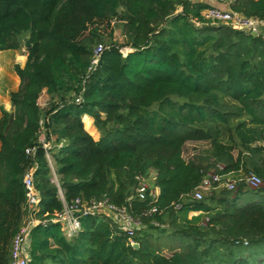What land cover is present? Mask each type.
<instances>
[{
	"label": "trees",
	"instance_id": "16d2710c",
	"mask_svg": "<svg viewBox=\"0 0 264 264\" xmlns=\"http://www.w3.org/2000/svg\"><path fill=\"white\" fill-rule=\"evenodd\" d=\"M212 6L0 0V51L31 41L25 66H15L21 83L11 92L14 112L0 117V264H9L23 223L30 167L40 218L55 217L77 197L118 206L131 200L140 215L148 203L137 199L139 177L154 175L160 189L154 219L164 226L145 218L135 248L104 214L83 216L73 238L60 222L40 224L31 231L29 264H264V184L192 198L213 170L254 171L264 182V35L212 23L203 14ZM231 7L264 20V0H233ZM116 25L123 43L114 40ZM100 43V63L85 80ZM44 91L46 107L39 102ZM44 132L54 169L40 141ZM188 141L208 146L186 159Z\"/></svg>",
	"mask_w": 264,
	"mask_h": 264
},
{
	"label": "built area",
	"instance_id": "2783aa9c",
	"mask_svg": "<svg viewBox=\"0 0 264 264\" xmlns=\"http://www.w3.org/2000/svg\"><path fill=\"white\" fill-rule=\"evenodd\" d=\"M233 2V0H230ZM204 17L210 20L214 24L225 23L253 33L255 35H264V20L257 19L255 17L246 16L238 11L231 9H221L212 6L204 11ZM105 49L104 44H98L94 49V54L91 58L90 64L86 70L85 80L90 74L97 68L100 63L101 55ZM76 102H83V96L81 94L76 95ZM44 120H41V125L44 129ZM40 141L46 148V157L52 169L53 160L52 155L48 148L50 143H46L45 140ZM35 151L34 147L26 149L27 155H32ZM221 169L223 166H219ZM234 172L220 173L218 171H209L203 177L201 184L195 189L192 194V198L196 200H202L205 194L212 189L224 187L228 190H236L239 185L243 183L249 189H259L263 186L264 182L261 176L254 171L242 172L237 175H233ZM57 177H55L56 180ZM154 175L148 179L139 177V183L136 188L137 199L142 202L148 203V208L145 209L140 215H134L132 212V201H129V205L118 206L108 198L100 200H83L81 197H77L70 203L65 202L61 212H58L55 217L40 218L38 212L40 210L41 195L36 187L34 169L30 167L26 170L23 176V183L27 191V204L25 206V216L23 223L13 238L11 247V256L9 264H29L31 259V231L37 225H46L49 222H60L62 224V230L67 238H73L77 236L82 227V217L88 214L98 215L104 214L113 219L121 229L126 233L131 243L134 245L135 235L137 230L146 228L145 218H151V222L156 226L163 227L164 225L154 219V216L159 212L158 206L155 204L159 195V187L153 185ZM176 207H180L179 204ZM198 214V212H193ZM208 218H205L203 224L206 225Z\"/></svg>",
	"mask_w": 264,
	"mask_h": 264
},
{
	"label": "rangeland",
	"instance_id": "374dc122",
	"mask_svg": "<svg viewBox=\"0 0 264 264\" xmlns=\"http://www.w3.org/2000/svg\"><path fill=\"white\" fill-rule=\"evenodd\" d=\"M193 1L208 2L213 6L221 9H224L226 7L228 8V6L231 7L232 5V2L230 0H193ZM113 36H114V40L118 41L119 43L124 42V35L122 32V28L120 26L118 25L115 26ZM27 57H28V47L26 45H23L20 50L8 49V50L0 51V117L3 115V112L5 110L8 111L10 114L14 112V106L12 105L11 102V92L18 90L21 83L20 77L15 70V66L17 64H19L22 67L25 66ZM50 100H51L50 96L46 92H43L40 96L39 102L43 107H46L49 105ZM84 117H88V116H84ZM91 119H92L91 127L96 131L94 137L98 139L101 136V132L96 126L94 118ZM40 139L41 140L46 139L45 132L41 134ZM207 146H208L207 141H188L184 148V157L186 159H189L194 154H196L200 149L206 148ZM152 242L157 243L156 238H154ZM164 252L166 255L171 254V251L169 249H165Z\"/></svg>",
	"mask_w": 264,
	"mask_h": 264
},
{
	"label": "crops",
	"instance_id": "0c3cea01",
	"mask_svg": "<svg viewBox=\"0 0 264 264\" xmlns=\"http://www.w3.org/2000/svg\"><path fill=\"white\" fill-rule=\"evenodd\" d=\"M223 8V7H222ZM232 7H230V6H228V8L226 7V8H224V9H231ZM44 92H46V91H44ZM47 93V92H46ZM85 116H88V117H91V116H89V115H85ZM92 118V117H91ZM0 148H1V141H0ZM242 172L241 171H239V172H234L233 173V175H239V174H241ZM222 187H220V188H217L216 190L217 191H219L220 189H221ZM248 188V187H247ZM246 189V188H245ZM193 214H195V213H190V217L193 215Z\"/></svg>",
	"mask_w": 264,
	"mask_h": 264
},
{
	"label": "water",
	"instance_id": "95a60500",
	"mask_svg": "<svg viewBox=\"0 0 264 264\" xmlns=\"http://www.w3.org/2000/svg\"><path fill=\"white\" fill-rule=\"evenodd\" d=\"M30 31H31V28L28 30V32H30ZM28 32H26L22 37L24 38V37L27 35ZM26 46H27L28 48L31 47V41H30L29 39H27V41H26ZM134 247H135V248H139V243H135V244H134Z\"/></svg>",
	"mask_w": 264,
	"mask_h": 264
}]
</instances>
